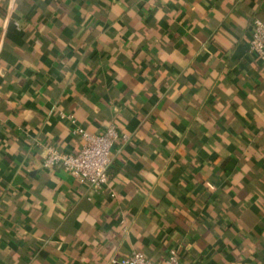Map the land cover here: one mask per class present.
I'll return each instance as SVG.
<instances>
[{"label": "crops", "instance_id": "obj_1", "mask_svg": "<svg viewBox=\"0 0 264 264\" xmlns=\"http://www.w3.org/2000/svg\"><path fill=\"white\" fill-rule=\"evenodd\" d=\"M255 19L264 0H0V264H264ZM111 125L103 191L43 167Z\"/></svg>", "mask_w": 264, "mask_h": 264}, {"label": "built area", "instance_id": "obj_2", "mask_svg": "<svg viewBox=\"0 0 264 264\" xmlns=\"http://www.w3.org/2000/svg\"><path fill=\"white\" fill-rule=\"evenodd\" d=\"M16 0H10V8ZM249 53L264 62V21L255 19L252 24V38ZM74 122L73 116L62 115ZM73 135L81 138L83 145L78 153H64L54 147L46 150L43 167L48 170L63 169L69 176L86 184L93 192L103 191L109 183V169L113 163L112 151L119 140L128 143L130 137L111 125L102 135L90 134L82 128H75ZM115 264H180L177 251L172 250L163 263L150 260L144 253L134 251Z\"/></svg>", "mask_w": 264, "mask_h": 264}, {"label": "trees", "instance_id": "obj_3", "mask_svg": "<svg viewBox=\"0 0 264 264\" xmlns=\"http://www.w3.org/2000/svg\"><path fill=\"white\" fill-rule=\"evenodd\" d=\"M165 260H166V259H165ZM165 260H164V261H165ZM164 261H163V262H164ZM163 262H160V263H163Z\"/></svg>", "mask_w": 264, "mask_h": 264}]
</instances>
